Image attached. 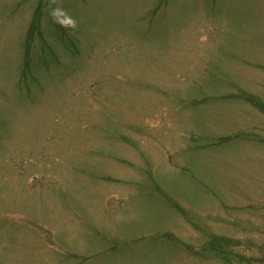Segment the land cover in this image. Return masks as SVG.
Masks as SVG:
<instances>
[{
	"label": "rangeland",
	"instance_id": "1",
	"mask_svg": "<svg viewBox=\"0 0 264 264\" xmlns=\"http://www.w3.org/2000/svg\"><path fill=\"white\" fill-rule=\"evenodd\" d=\"M0 264H264V0H0Z\"/></svg>",
	"mask_w": 264,
	"mask_h": 264
}]
</instances>
